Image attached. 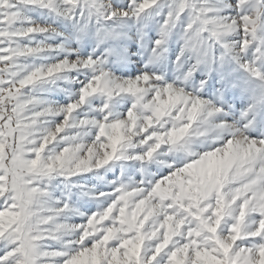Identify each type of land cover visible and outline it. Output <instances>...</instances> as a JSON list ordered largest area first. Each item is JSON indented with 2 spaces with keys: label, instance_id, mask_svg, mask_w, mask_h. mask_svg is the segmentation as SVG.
<instances>
[{
  "label": "snow or ice",
  "instance_id": "snow-or-ice-1",
  "mask_svg": "<svg viewBox=\"0 0 264 264\" xmlns=\"http://www.w3.org/2000/svg\"><path fill=\"white\" fill-rule=\"evenodd\" d=\"M0 264H264V0H0Z\"/></svg>",
  "mask_w": 264,
  "mask_h": 264
}]
</instances>
